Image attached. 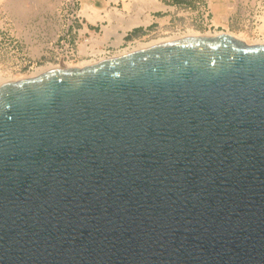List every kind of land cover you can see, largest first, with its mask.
<instances>
[{
    "label": "water",
    "instance_id": "obj_1",
    "mask_svg": "<svg viewBox=\"0 0 264 264\" xmlns=\"http://www.w3.org/2000/svg\"><path fill=\"white\" fill-rule=\"evenodd\" d=\"M0 264H264V44L3 83Z\"/></svg>",
    "mask_w": 264,
    "mask_h": 264
},
{
    "label": "rangeland",
    "instance_id": "obj_2",
    "mask_svg": "<svg viewBox=\"0 0 264 264\" xmlns=\"http://www.w3.org/2000/svg\"><path fill=\"white\" fill-rule=\"evenodd\" d=\"M158 1L165 8H151L146 0H0V72L33 77L36 68L47 64L111 56L136 40L149 41L191 29L201 33L229 31L252 41H264V0ZM71 3L81 10L80 18H76ZM86 3L117 9L125 19L150 15L151 20L127 31L117 47L115 30L122 33L120 27L116 28L120 21L105 18L90 22L82 13ZM220 17L226 18V25L217 23ZM104 26L110 30L106 39ZM83 44L88 47L87 53L81 50ZM91 48L104 52L96 55Z\"/></svg>",
    "mask_w": 264,
    "mask_h": 264
},
{
    "label": "bare ground",
    "instance_id": "obj_3",
    "mask_svg": "<svg viewBox=\"0 0 264 264\" xmlns=\"http://www.w3.org/2000/svg\"><path fill=\"white\" fill-rule=\"evenodd\" d=\"M113 1H117V0H113ZM146 1H148L150 3L151 8H154V9L165 8V5L160 3L158 0H146ZM82 13L87 17V19L90 22H97L98 20H103L105 18H108V19L114 18V19L120 21L117 24L116 28L120 27L122 29V33H119L115 30V35H116L115 36L116 37L115 44L117 47H119L123 43V41H124L123 37L127 33V31H129V30H131L134 27L139 26V25H146L151 20L150 15H146L144 18H142V16L138 15V16L132 17L130 19H125L122 16V14L120 12H118L117 9H112V8H109L108 6L97 7V6H93L91 4H88V3L84 4L83 9H82ZM217 21H216L217 23L222 22L224 25H226V23H227L226 18H223V17L218 18ZM262 27H264V23H263ZM104 30L106 32V34H105L106 35L105 39H106V38H108L107 35L110 34V30L106 26H104ZM223 33L234 35L235 37H237L239 40H241V42H243L246 45L264 44V41H260V40L259 41L257 40V42L255 40L252 41V40L248 39L247 36H245L244 34H236V33H231L229 31L228 32H225V31L217 32L216 31L214 33L213 32L201 33V32H198V31L191 29V30H188L186 33L174 34V35H171L168 37H161V38L159 37L158 39H152L149 41H142V40L137 41L136 40L135 43H130L129 46L126 48H122V49L119 48L115 53H113L112 55L110 54L111 56L104 54L105 56L99 57L97 59L83 60V61H79L77 63L62 61L59 64H47L45 66H41V67L36 68L34 70V72H32L31 76L33 75V77H35V76L41 75V74H43V73H45V72H47L53 68H59L61 65L64 68H85L87 66H91L95 63L103 61L107 58H110L113 56L124 55V54L131 52V51L141 49V48L147 47L149 45L156 44V43L163 42V41H171V40H175V39H178L181 37L210 36V35H218V34H223ZM94 40H95V42L97 41V43H99V44L101 43L99 38L98 39L96 38ZM83 45H82L83 48L81 47L82 48L81 50H82V52L87 53L88 47H86L85 44H83ZM91 50H92L91 53H95L96 55L97 54L102 55L104 52L102 49L91 48ZM6 75L0 72V86L7 81L20 80V79L28 77V76L25 77L24 75L23 76L22 75H15V76L14 75H7L6 76Z\"/></svg>",
    "mask_w": 264,
    "mask_h": 264
},
{
    "label": "built area",
    "instance_id": "obj_4",
    "mask_svg": "<svg viewBox=\"0 0 264 264\" xmlns=\"http://www.w3.org/2000/svg\"><path fill=\"white\" fill-rule=\"evenodd\" d=\"M78 4V3H77ZM70 6H71V8H72V10H73V13L76 15V18H80V13L79 12H81V10L80 9H78L77 7H76V4L75 3H71L70 4ZM67 30H68V28H67ZM210 32H212V31H209V33ZM214 32H216V31H214ZM213 32V33H214ZM78 53V52H77ZM72 56L73 57H76V54H75V51L73 50L72 51ZM63 61V60H62ZM65 62H69V61H66L65 60Z\"/></svg>",
    "mask_w": 264,
    "mask_h": 264
}]
</instances>
